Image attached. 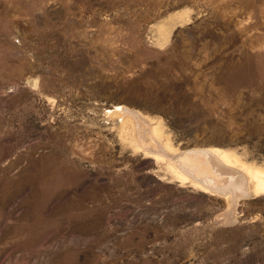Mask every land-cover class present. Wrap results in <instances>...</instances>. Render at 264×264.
Wrapping results in <instances>:
<instances>
[{
  "label": "rangeland",
  "instance_id": "374dc122",
  "mask_svg": "<svg viewBox=\"0 0 264 264\" xmlns=\"http://www.w3.org/2000/svg\"><path fill=\"white\" fill-rule=\"evenodd\" d=\"M0 264H264V0H0Z\"/></svg>",
  "mask_w": 264,
  "mask_h": 264
},
{
  "label": "bare ground",
  "instance_id": "6f19581e",
  "mask_svg": "<svg viewBox=\"0 0 264 264\" xmlns=\"http://www.w3.org/2000/svg\"><path fill=\"white\" fill-rule=\"evenodd\" d=\"M121 111L123 116H128V118L130 117L129 119H131L136 125L139 133L138 135L140 136L139 141L143 143L146 150L151 152L153 155L160 157V155L163 154L164 151L163 152L160 151L161 144L154 138V134L158 136V131L154 130L152 132L149 121L146 118L142 117V115H140L139 113L126 109H122ZM180 156H179V160L186 167L195 170L199 177H203L205 179L201 181V180H197L199 177H195L191 173H189L188 175L194 176V180L196 179V181H198V184L202 183L209 190L211 189L212 191L224 193L225 189H227L232 182L236 181V179L234 178L235 176L233 177L232 174L223 173V172H227L226 168L231 171L232 168L230 166H233V163H235L236 165L238 164L237 162L238 159H236L234 156L230 157V155L223 153L221 154L220 152H213V151H200V152L194 151V153H190L181 157ZM220 156L221 159L219 158ZM254 172L249 171L248 174L252 177L257 178L260 182L261 185L260 187H262L263 183L261 182L262 180L261 176H259L258 173H254ZM236 186H237L236 190L234 188L231 191V193L234 192V196L238 197L246 192V188L244 186H243L244 188L242 186H238V185Z\"/></svg>",
  "mask_w": 264,
  "mask_h": 264
}]
</instances>
